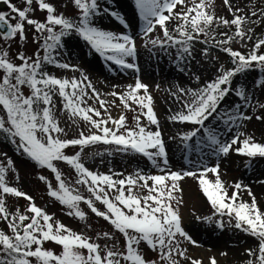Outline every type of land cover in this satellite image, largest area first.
Here are the masks:
<instances>
[{
  "label": "snow or ice",
  "instance_id": "snow-or-ice-1",
  "mask_svg": "<svg viewBox=\"0 0 264 264\" xmlns=\"http://www.w3.org/2000/svg\"><path fill=\"white\" fill-rule=\"evenodd\" d=\"M0 2L14 14L0 11V40L11 41L17 37L20 41L25 40L26 24L33 27V41L38 45L32 56L18 53L15 59L20 61L19 64L9 57L8 51L0 50V108L4 112V115H0V134L36 165L55 174V187L46 177L40 176L39 179L47 184L49 196L69 209V216L85 220L86 214L79 207L83 202L95 216L109 222L125 239L124 251H120L115 244L111 248L101 246L90 237L54 220L53 216L35 204L31 196L9 184L7 174L9 171L16 172V169L13 160L8 157L6 164L0 161V219L8 222L12 235L0 230V264H122V261L124 264H157L156 261L145 260L139 248L141 242L152 251H157L165 264H180L177 256L190 260V264H202L187 256V249L182 248L179 239L196 245V241L182 227L179 208L173 206L174 202L176 205L181 202L174 193L183 191L179 182L186 177L197 179L202 194L213 209V215L203 218L198 216L197 220L215 224L221 230L225 226L232 227L255 238L258 246L247 249L246 254L250 257L247 264H264V211L258 207L251 189L246 188L242 181L235 182L230 186L234 190L229 195V186L221 179L219 162L214 166L203 165L199 171L166 170L169 165L167 147L154 111L153 97L148 85L142 83L139 76L134 84L128 85L126 91L107 93L118 98L124 109L133 110V104L139 108V114L134 117V127L126 126L124 114L118 118L109 114L105 119L98 109L85 106V97L94 98L105 113L109 111V102L101 98V93L89 77L79 68L60 61L65 50L63 41L75 34L112 65L139 73L135 62L138 53L134 37L104 30L95 22L102 14L119 19L117 13L110 12L108 7L102 8L101 0H73L79 12L77 19L57 13L55 6L47 0H22L26 5L23 9L11 3V0ZM34 2L40 11L45 12L44 22L29 18ZM190 2L191 6H188L189 0H134L144 24L142 38H148L145 46L150 44L164 50L175 48L180 71H184L183 65L193 58V42L198 41L200 36L205 37L199 41L201 43L215 39L212 35L214 24L235 26L233 35L222 33L225 38L215 40V45L221 46L220 50L231 57L233 67L225 69L221 65L215 79L202 87L177 88L172 93L176 100L182 101V109L172 115L170 121L188 125L190 129L177 133L171 139L178 138L186 154H202L211 149V154L218 158L227 157L230 153L248 160L264 158V143L255 142L252 136L236 130L242 127V122L253 118L244 109L254 106L264 109V103L256 100L254 105V94L244 85L233 87L234 78L240 74L251 70L264 72V54L260 53L264 39H259L247 55L235 51L227 46L234 39H251L248 33L252 29L245 30L244 27L248 23L247 17L238 14L242 10L233 8L230 0H224L233 15V19L228 20L217 18L207 10L211 7V0ZM178 6H181V10L176 11ZM251 15L256 16L257 13L253 11ZM173 20L179 23L170 30L167 24ZM121 23L125 28L129 27L122 19ZM157 26L162 31V37L151 38ZM203 55H208L207 49L203 50ZM45 65L81 71L83 79L58 78L45 71ZM255 86H264V78L257 81ZM24 87L30 90L29 95L24 94ZM88 90H91V96ZM230 94H234L239 102L231 108H224V102ZM57 95L61 98L63 111L71 117L80 118L95 132L88 135L80 132L79 138L62 139L60 134H64L65 129L60 127L56 119L53 99ZM141 117L155 126V130H149ZM255 118L264 119L259 115ZM212 121H216V124H212ZM221 123L225 126L223 129L219 127ZM101 142L117 146V151H131L146 157L163 174H147L139 169L128 176L123 173H95L81 162L79 152L73 156L64 152L70 146L84 148ZM0 156L7 157V153H0ZM56 161H63L74 169L78 177L76 184L87 188L89 198L66 183L54 163ZM209 173L215 176L214 181L208 178ZM114 176L123 178L114 179ZM137 188L146 190L148 194L139 195L135 191ZM241 190L247 191L251 203L240 198ZM7 196L27 200L29 204L25 212L21 213L19 209L10 212L6 207ZM95 202L102 204L105 211L99 210ZM103 237L113 239L108 232L103 233ZM47 241L61 246L62 251L56 254L44 248V242ZM82 250H86L87 254ZM210 264H217L215 257L210 259Z\"/></svg>",
  "mask_w": 264,
  "mask_h": 264
},
{
  "label": "rangeland",
  "instance_id": "rangeland-1",
  "mask_svg": "<svg viewBox=\"0 0 264 264\" xmlns=\"http://www.w3.org/2000/svg\"><path fill=\"white\" fill-rule=\"evenodd\" d=\"M47 2L53 4L57 13H63L66 18L77 19L79 16L78 10L74 7L73 0H47ZM196 2H199V0H196ZM11 3L21 9L26 6L22 0H11ZM230 3L233 8L242 10L238 14L246 16L248 19V23L244 26L245 30L251 28L252 31L248 33V35L251 36L250 40L247 39V37H245L244 40L236 38L227 46L247 55L253 49L259 38L264 36V0H230ZM188 6H191L190 0ZM101 7H108L110 12L117 13L119 19L110 14H102L103 19H111L112 26H110L109 29L102 28L100 23L97 22L99 16L95 21L99 27L108 31L114 29L113 32L115 33L120 31L121 33L125 32V34H127L128 32V35L134 37L137 43L138 53L135 62L139 67V73L112 65L98 53H95L86 42L75 34L64 39L65 50L64 54L60 57V61L62 63L67 62L79 68L89 77L96 90L101 93V98L109 102V111L105 113L94 98L88 99L85 97V106L90 105L101 111L102 118L106 119L109 114L113 118H118L119 115L124 114L126 117V126L129 128L134 127V117L139 114V108L133 104V110L124 109L118 98L107 95V93L112 91H126L128 85L135 83L137 76H139L142 83L148 85L149 93L153 97L154 111L157 118H160L162 112L167 113L172 109V101L176 99L172 93L175 92L177 88L196 89L202 87L208 81L215 79L221 65H223L225 69H230L228 66L230 57L225 52L220 49H213L206 43L199 42L202 40L198 38V41L193 42V58L183 65L185 70L180 71L176 66L178 61L176 60L175 48L164 50L158 46L153 47L150 44H148L147 47L145 46L148 38H142L144 24L139 17L138 10L135 8L134 0H101ZM32 9L33 11L29 13V18L44 22L46 14L38 9V5L35 2L32 5ZM179 10H181V6H178L176 9V11ZM207 10L213 12L217 18L233 19V15L224 4V0H211V7ZM253 11L257 13L256 16L251 15ZM4 12H9L10 15H14L10 13L9 9ZM124 12L128 13L131 20H125L126 14H124ZM121 19L129 25L128 28L123 26ZM251 21H256V23H252ZM12 23H16V21H12ZM177 23H179L177 20L170 21L167 27L171 30L175 28ZM213 26L216 25L214 24ZM25 33L26 39L23 41H20L18 37L11 41L0 40V50L8 51L9 57L17 64L20 63L19 60L15 59L18 53L23 52L25 56H32L38 49V45L33 41V36L35 34L33 27L25 24ZM156 36L162 37V31L159 26H157L155 32L151 34V38ZM204 49L208 50L207 56L203 55ZM262 49L264 48L260 49V53L264 52ZM147 61H149V63L145 65L144 62ZM87 65H92L95 71L90 73L86 69ZM171 65L173 67L176 66L174 72L171 70ZM44 70L61 79H71L72 77L83 79L81 71L60 69L52 65H45ZM116 73L118 74L117 76H119L117 77L119 78L117 82L114 81ZM196 77H199L198 81ZM262 78H264V72L259 70L247 71L234 78L233 87L244 85L254 94V105L256 100L260 103H264V86L259 88L255 86L256 82ZM22 90L25 95L30 94V90L27 87H24ZM88 93L89 96H91V90H88ZM53 99L56 105V119L59 121L60 127L65 129V133L60 134L62 139L70 140L79 138L80 132H84L85 135L90 134V132H95V129H91V126L80 118L71 117L66 111H63L62 101L58 95L54 96ZM184 99H186V97H184ZM176 102H178L177 104L182 109V101L176 100ZM238 102V98L234 94H230L226 98L223 107L231 108ZM244 111L253 118L250 121L242 122V127L236 130H242L247 135L252 136L255 142L264 143V128L262 129V125L264 126V119L257 120L255 118L257 115L264 117V109L254 106L246 108ZM0 115H4L2 108H0ZM93 118L97 119L96 117ZM141 121L146 126L150 125L144 117H141ZM212 124H216V121H212ZM111 126L112 125H109V127ZM209 126L211 127V124ZM219 127L223 129L225 126L221 123ZM160 129L162 130V127ZM189 129L190 126H186L181 131H176L175 134L167 132L166 134L162 133L166 143L169 160V165L166 170L185 171L191 169L199 171L203 165L214 166L219 162L221 179L226 186H229V195H231L234 190L230 187L231 185L235 182H246L247 185H243L251 189L252 194L256 198L258 207L264 211V192H257L253 188L254 181L257 184L264 185V183H261V181H264V158L256 157L255 159L248 160V158L245 157L234 156L236 155L234 153V155L230 153L227 157L218 158L211 154V149L206 150L202 154H186L180 146L179 139H171V137ZM151 130L154 131L155 126H152ZM1 136L0 153H7V157L0 156V161L6 164L7 158L10 157L16 169V172L13 173L9 171L7 174V180L11 186L17 187L19 190L31 196L38 207L42 208L47 214L53 216L54 220L60 221L73 231L90 237L92 241L101 244V246L111 248L112 245L115 244L120 251H124L125 239L123 235L116 231L114 227L102 217L95 216L83 202L80 203L79 207L85 212L86 219L81 221L75 216H69V209L61 205L55 198L49 196L47 184L39 179L40 176H44L47 178V181L55 187L57 185L55 174L46 168H41L36 165L35 162L19 152L15 145L10 143L4 136ZM170 146L179 148L178 161L170 156ZM80 148H67L64 152L69 156H73L79 152L81 162L95 173L109 175L113 173H123L124 176H128L139 169L147 174H163L158 168L153 167L152 162L146 157L131 151L127 153L117 151V146L115 145L101 142L90 144L82 148L81 151ZM54 163L62 173V178L70 187L78 190L82 196L86 198L90 197V193H88L84 185L76 184L78 177L74 169L63 161H56ZM161 166L163 167L162 162ZM257 168L260 170H256ZM119 178L123 177L114 176V179ZM208 178L214 181L215 176L209 173ZM149 184H151V181ZM179 185L183 191L174 194L181 202L179 205H176L174 202L173 206L179 208L182 217V227L192 239L196 241V245H198H193L183 240V238H179L182 248L187 249V256L191 259L201 261L202 264H210V259L212 257H215L217 264H247V260L250 259V257L247 256L246 251L249 248H256L258 246V241L232 227L225 226L224 229L221 230L216 227L215 224L210 225L203 220L198 221V216L203 218L213 215V209L207 202L206 197L202 194L197 179L186 177L179 182ZM135 191L142 196L148 194L146 190L139 188L135 189ZM240 198L245 202L251 203V197H249L246 190H241ZM5 199L6 207L13 213L16 209L24 213L29 204V202L22 197L7 196ZM95 205L99 210L105 211L104 206L99 202H95ZM28 215L32 214L28 213ZM0 230H3L6 234L12 235L8 228V222L3 219H0ZM105 232H108L113 239L108 240L103 237V233ZM43 247L54 251L56 254L62 251L61 246L51 241L44 242ZM139 248L145 260L156 261L157 264H165L164 261L160 260L159 253L149 249L144 242H141ZM82 251L85 255L87 254L86 250ZM222 253H227V255H222ZM176 259L180 260V264H190V260H184L178 256ZM122 264H124L123 261Z\"/></svg>",
  "mask_w": 264,
  "mask_h": 264
},
{
  "label": "bare ground",
  "instance_id": "bare-ground-1",
  "mask_svg": "<svg viewBox=\"0 0 264 264\" xmlns=\"http://www.w3.org/2000/svg\"><path fill=\"white\" fill-rule=\"evenodd\" d=\"M120 9V8H119ZM128 12V11H127ZM127 12H124V14H126L125 16V20H131L129 18V15ZM108 15V14H106ZM129 18V19H128ZM97 22L100 23V26L102 28H106V29H109L111 25V19H103L102 15H100L99 19L97 20ZM114 31V29H112V32ZM115 33V32H114ZM116 33H121L120 31L116 32ZM125 33V32H123ZM128 34V32H127ZM67 44V43H66ZM137 44V43H136ZM145 65H148L149 61L147 62H144ZM179 62H177L176 66L178 65ZM175 66V67H176ZM175 67H173L171 65V70L172 72L175 71ZM86 69L90 72V73H93L95 70V68L92 66V65H87L86 66ZM178 70V69H177ZM118 74L116 73V76L114 77V81L117 82L119 81V76H117ZM114 82V83H115ZM173 105H171V110L169 112H162V114L160 115V118H158L159 120V123L161 124L160 125V128L162 127V133L166 134L167 133H170V134H175L176 131H181L182 129H184V127L188 126V125H183V124H179V123H173L170 121V117L172 115H174L176 112L180 111L181 108L180 106L177 104L178 102H176V99L175 101H172ZM212 126V125H211ZM149 130H151L152 126L151 125H148L147 126ZM264 128V126L262 125V129ZM165 136V135H164ZM167 140V139H166ZM169 154L170 156L175 159L176 161L179 160V148L177 147H174V146H170L169 148ZM233 154V153H232ZM235 154V153H234ZM233 154V155H234ZM234 156H238V155H234ZM256 170H260L259 168H257ZM248 182V181H247ZM244 185H247L246 182L243 183ZM253 188L257 191V192H264V185H260V184H257L255 181L253 182ZM240 256V255H239Z\"/></svg>",
  "mask_w": 264,
  "mask_h": 264
},
{
  "label": "trees",
  "instance_id": "trees-1",
  "mask_svg": "<svg viewBox=\"0 0 264 264\" xmlns=\"http://www.w3.org/2000/svg\"><path fill=\"white\" fill-rule=\"evenodd\" d=\"M235 32V26H229V27H225L224 25L220 24V25H216L213 26V30H212V35L215 37V39H210L209 43L214 45L215 44V40H220V39H224L225 37L222 35V33H228V35H233ZM202 39H205L204 36H200ZM221 47V46H218ZM1 136V134H0ZM11 235V234H8Z\"/></svg>",
  "mask_w": 264,
  "mask_h": 264
},
{
  "label": "water",
  "instance_id": "water-1",
  "mask_svg": "<svg viewBox=\"0 0 264 264\" xmlns=\"http://www.w3.org/2000/svg\"><path fill=\"white\" fill-rule=\"evenodd\" d=\"M6 8H7V6L5 4H3L2 2H0V10H4Z\"/></svg>",
  "mask_w": 264,
  "mask_h": 264
}]
</instances>
